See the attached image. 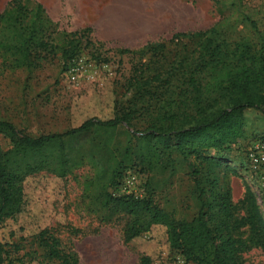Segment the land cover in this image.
Wrapping results in <instances>:
<instances>
[{"label":"trees","instance_id":"1","mask_svg":"<svg viewBox=\"0 0 264 264\" xmlns=\"http://www.w3.org/2000/svg\"><path fill=\"white\" fill-rule=\"evenodd\" d=\"M90 31L61 29L38 0H10L0 12V54L17 69H36L57 56L68 64L84 42L94 46ZM220 32L212 27L175 33L169 41L178 47L172 62L165 42L121 50L138 56V63L128 79L130 97L116 101L109 119L92 117L63 132L38 135L0 119V227L24 212L27 178L47 172L65 179L90 165L101 219L121 225L126 243L162 228L168 253L178 252L192 264H248L245 253L264 252V216L245 180L248 147H237L245 137L246 111L264 113V36L258 42L243 36L231 46ZM133 169L148 175L144 196L118 193ZM222 173L244 178L240 201L233 200ZM180 175L191 183L190 217H178L155 199ZM34 239L50 261L80 264L79 254L66 250L51 229ZM9 256L0 239V264ZM155 259L143 252L138 264Z\"/></svg>","mask_w":264,"mask_h":264},{"label":"rangeland","instance_id":"2","mask_svg":"<svg viewBox=\"0 0 264 264\" xmlns=\"http://www.w3.org/2000/svg\"><path fill=\"white\" fill-rule=\"evenodd\" d=\"M10 0H0V12ZM60 28L67 31L90 28L94 46H86L68 64L61 56L45 60L36 69H17L0 54V119L13 122L25 133L63 132L97 117L114 115L116 101H126L128 79L138 56L122 54L139 50L152 42L167 43L170 62L177 46L169 41L175 33L204 31L217 27L219 38L234 45L243 36L253 41L264 36V0H38ZM101 55V59L94 58ZM107 58L108 61H103ZM144 58L143 61H147ZM245 137L237 147H248L264 136V113L246 111ZM4 148L10 142L1 138ZM239 154L238 150L234 151ZM232 165H237L231 162ZM90 165L62 179L42 172L25 181L26 206L17 219L0 227V239L7 243L5 264H58L46 258L34 239L42 229L57 235L66 250H75L80 264H138L143 252L156 259L153 264H192L178 252L168 253L164 229L155 228L131 243L123 238L122 226L102 221L101 200L91 186ZM228 182L233 200L246 191L243 177L220 175ZM148 175L128 170L119 194H147ZM188 177L157 192L155 199L178 217H190L193 208ZM248 264H264V252L254 248L245 253Z\"/></svg>","mask_w":264,"mask_h":264},{"label":"built area","instance_id":"3","mask_svg":"<svg viewBox=\"0 0 264 264\" xmlns=\"http://www.w3.org/2000/svg\"><path fill=\"white\" fill-rule=\"evenodd\" d=\"M248 171L245 180L255 193L264 216V138L251 143L246 150Z\"/></svg>","mask_w":264,"mask_h":264}]
</instances>
